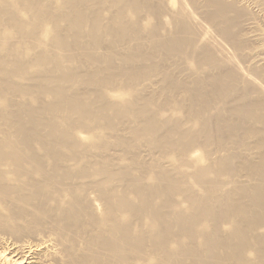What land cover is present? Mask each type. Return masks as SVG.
Masks as SVG:
<instances>
[{
  "label": "bare ground",
  "instance_id": "1",
  "mask_svg": "<svg viewBox=\"0 0 264 264\" xmlns=\"http://www.w3.org/2000/svg\"><path fill=\"white\" fill-rule=\"evenodd\" d=\"M0 264H264V0H0Z\"/></svg>",
  "mask_w": 264,
  "mask_h": 264
}]
</instances>
